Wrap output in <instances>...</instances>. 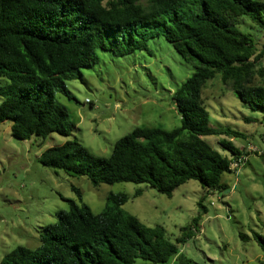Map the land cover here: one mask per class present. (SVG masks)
I'll return each mask as SVG.
<instances>
[{
    "label": "trees",
    "instance_id": "16d2710c",
    "mask_svg": "<svg viewBox=\"0 0 264 264\" xmlns=\"http://www.w3.org/2000/svg\"><path fill=\"white\" fill-rule=\"evenodd\" d=\"M242 17L264 29V0H0V123L9 120L11 135L21 140L69 135L74 123L55 94L71 98L66 82L98 61L97 49L122 56L147 49L149 38L163 36L193 67L171 95L178 127H135L114 142L107 157L92 154L73 138L46 148L38 160L85 176L93 186L145 183L170 197L181 184L196 180L206 191H224L222 176L231 172V157L240 150L220 139L230 154L224 156L204 137L245 135L210 126L201 90L219 73L242 103L264 110V86L253 83L264 45L258 50L253 34L240 29ZM139 194L135 190L133 196ZM127 200L125 193H109L96 214L87 204L68 200V210L57 211L56 222L38 232L36 247L16 245L0 264H134L137 258L167 264L181 259L178 245L193 235L200 216L181 227L173 242L162 226L149 227L124 211ZM202 200L198 205L204 213ZM253 238L264 264V237L255 232Z\"/></svg>",
    "mask_w": 264,
    "mask_h": 264
},
{
    "label": "rangeland",
    "instance_id": "374dc122",
    "mask_svg": "<svg viewBox=\"0 0 264 264\" xmlns=\"http://www.w3.org/2000/svg\"><path fill=\"white\" fill-rule=\"evenodd\" d=\"M238 26L252 33L257 49H261L264 29L247 17H242ZM96 53L95 64L80 68L82 76L66 82L71 98L55 94L56 102L66 108L74 123L69 135L52 133L21 140L11 135L9 120L0 123V258L16 245L36 247L38 232L56 222L57 211L68 210V200L85 203L96 214L105 207L109 193H125L128 200L122 209L149 227L162 226L173 242L181 235V227L200 216L193 235L178 245L182 258L167 264H261L262 251L253 233L264 237L263 155L251 153L237 172L225 173L224 191H206L196 180H188L170 197L145 183L93 186L85 176L40 163L43 150L73 138L92 154L107 157L114 142L135 127L171 130L180 125L171 95L193 67L163 36L149 38L147 49L126 55L103 49ZM253 83L264 86V56L255 64ZM201 93L210 126L229 127L245 135L205 136L213 149L229 157L218 144L225 139L243 153L248 144L264 153L263 109L242 103L219 73L205 82ZM135 190L140 194L133 196ZM201 198L204 213L198 205ZM134 264L153 263L137 258Z\"/></svg>",
    "mask_w": 264,
    "mask_h": 264
},
{
    "label": "built area",
    "instance_id": "2783aa9c",
    "mask_svg": "<svg viewBox=\"0 0 264 264\" xmlns=\"http://www.w3.org/2000/svg\"><path fill=\"white\" fill-rule=\"evenodd\" d=\"M264 139V138H263ZM245 152L243 153L240 150V153L237 156L231 157V162H230V170L237 172L238 168L241 167L245 161L247 160V157L251 153H257L260 156L263 155V160H264V153L258 151V149L255 146H252L251 144H248L247 147H245Z\"/></svg>",
    "mask_w": 264,
    "mask_h": 264
},
{
    "label": "crops",
    "instance_id": "0c3cea01",
    "mask_svg": "<svg viewBox=\"0 0 264 264\" xmlns=\"http://www.w3.org/2000/svg\"><path fill=\"white\" fill-rule=\"evenodd\" d=\"M236 147V146H235ZM238 148V147H237Z\"/></svg>",
    "mask_w": 264,
    "mask_h": 264
}]
</instances>
